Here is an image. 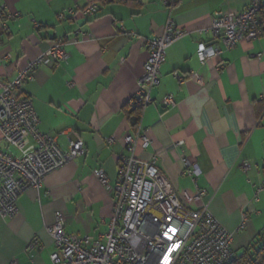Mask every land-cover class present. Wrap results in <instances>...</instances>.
<instances>
[{"label": "crops", "instance_id": "crops-1", "mask_svg": "<svg viewBox=\"0 0 264 264\" xmlns=\"http://www.w3.org/2000/svg\"><path fill=\"white\" fill-rule=\"evenodd\" d=\"M250 1L179 0L167 10L157 0H0L6 14L19 15L8 19L0 12V93L28 62L63 40L67 58L32 72L22 96L32 103L39 131L55 136L61 150L74 140L85 148L83 156L45 176L39 190L24 192L13 219L0 217V264H51L55 247L45 228L57 212L65 217L66 235L104 238L113 205L95 174L102 171L114 182L119 159L128 155L124 137L132 131L123 108L144 72V41L160 36L168 18L186 35L166 50L152 103L139 122L150 146H138L135 156H156V167L188 208L202 194L212 217L231 233L236 256L255 243L264 230V33L230 51L197 33L216 13H240ZM92 2L97 14L83 18L80 12ZM199 43L219 46L221 54L201 65ZM166 96L173 97V108L163 106ZM193 166L198 173L190 176Z\"/></svg>", "mask_w": 264, "mask_h": 264}, {"label": "built area", "instance_id": "built-area-1", "mask_svg": "<svg viewBox=\"0 0 264 264\" xmlns=\"http://www.w3.org/2000/svg\"><path fill=\"white\" fill-rule=\"evenodd\" d=\"M127 0H100L101 3ZM171 10L179 0H157ZM264 0H251L240 12H218L208 28L199 30V36H211L225 51L234 49L240 42H252L263 36L260 10ZM1 14L12 19L18 14ZM98 12L96 2L88 4L81 12L83 18H92ZM73 15L72 10H68ZM63 18V14L59 15ZM122 27V26H121ZM133 36V34H131ZM186 32L177 28L168 18L160 36L144 41L148 59L138 81V90L132 100L143 106L152 103L151 91L159 84L160 67L165 61L166 50L181 40ZM65 42L57 40L43 54L28 62L26 67L7 84L0 93V217L13 219L17 215L16 202L27 190H39L45 176L64 167L85 153L83 142L69 141L66 150H61L56 137L39 131V119L32 103L22 96L25 83L32 80L31 74L40 67L53 68L67 58ZM221 54L219 46L199 43L196 57L201 65ZM173 77L181 81L178 72ZM191 80L201 84L196 74ZM71 86V85H69ZM165 108H173L172 96L162 99ZM264 125V111L260 118ZM114 141L108 140L110 145ZM127 156L119 159L117 177L110 182L102 171L96 172L101 185L111 193L112 216L107 232L101 240L66 235L65 217L54 214V222L45 228L54 243L55 251L50 255L51 264H230L235 259L232 236L212 217L209 206L201 202L202 194L191 199L193 208H188L177 197L166 177L156 167L157 158L141 161L135 156L140 146H150L144 132L124 137ZM178 145H181L178 144ZM185 167L191 160L184 159ZM249 168L244 164L241 169ZM198 173L193 166L190 176ZM263 187H259L262 190ZM258 197H255V201ZM246 216L242 217L239 229H244ZM29 244V250L34 248ZM11 264H18L12 262Z\"/></svg>", "mask_w": 264, "mask_h": 264}, {"label": "trees", "instance_id": "trees-1", "mask_svg": "<svg viewBox=\"0 0 264 264\" xmlns=\"http://www.w3.org/2000/svg\"><path fill=\"white\" fill-rule=\"evenodd\" d=\"M133 1L134 0L113 2L128 4ZM259 16L261 21V28L264 33V4L260 10ZM123 111L131 127L132 134L136 133L143 112V106L137 101L133 105H130L128 102V104L124 106ZM230 264H264V230L261 232L259 238L255 241V243L250 244L249 247L241 255H235V259Z\"/></svg>", "mask_w": 264, "mask_h": 264}, {"label": "rangeland", "instance_id": "rangeland-1", "mask_svg": "<svg viewBox=\"0 0 264 264\" xmlns=\"http://www.w3.org/2000/svg\"><path fill=\"white\" fill-rule=\"evenodd\" d=\"M2 147V142H1V139H0V148Z\"/></svg>", "mask_w": 264, "mask_h": 264}]
</instances>
